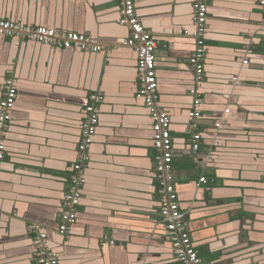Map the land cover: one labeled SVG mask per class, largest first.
I'll return each mask as SVG.
<instances>
[{
    "label": "crops",
    "instance_id": "crops-1",
    "mask_svg": "<svg viewBox=\"0 0 264 264\" xmlns=\"http://www.w3.org/2000/svg\"><path fill=\"white\" fill-rule=\"evenodd\" d=\"M135 2L157 39L158 106L171 119L175 186L193 244L205 264H264L259 0H209L202 81L190 64L195 0ZM120 13L118 0H0V19L104 46L89 53L0 36V102L6 79L18 80L0 163V264H38L33 224L48 235L60 264H181L160 223L153 120L139 95L137 52L123 45L130 31ZM193 90L202 97L199 108ZM93 94L102 96L99 125L77 222L65 238L57 231ZM195 109L197 119L190 116ZM202 176L209 184L198 189Z\"/></svg>",
    "mask_w": 264,
    "mask_h": 264
},
{
    "label": "built area",
    "instance_id": "built-area-1",
    "mask_svg": "<svg viewBox=\"0 0 264 264\" xmlns=\"http://www.w3.org/2000/svg\"><path fill=\"white\" fill-rule=\"evenodd\" d=\"M118 1L121 6L119 24L127 27L130 31V35L123 45L134 48L137 52L139 95L150 110L153 120L155 175L159 180L161 194L160 223L165 225L168 230L175 257L181 264H205L187 230L185 222L187 212L181 209L176 191L171 119L168 113L158 106L157 39L141 23L137 14L135 0ZM259 5L264 12V0H259ZM193 21L196 26V47L190 58V64L198 81H202L204 79V61L207 55L205 34L209 21V0H195ZM261 31L263 32L262 46L264 55V20L261 25ZM0 36L10 37L17 41L38 43L59 50H76L89 53H100L104 50V46L97 40L86 35L47 27L32 28L22 23L3 19H0ZM243 63L248 64V60H244ZM17 83L18 80L15 76H10L6 79L3 88V98L0 102V163L6 158V136L9 123L12 120L11 113L18 98ZM192 93L196 97L194 105L199 108L202 103V97L196 90H193ZM90 101L85 110V120L82 125L78 150L79 155L70 174V187L64 197L63 212L57 231L59 235L65 238L70 235L77 222V211L82 201V189L87 181L85 169L90 162L89 149L93 144L99 125V110L97 106L102 101V96L93 94L90 97ZM190 116L193 119H197L200 117V112L195 109ZM221 126L222 124L217 125L218 128ZM192 129L197 131L198 126L196 123L192 124ZM200 141L201 134L195 132L191 139L192 149L195 152L201 149ZM208 184V179L202 176L197 186L198 189H201ZM1 216L2 214L0 213ZM31 229L35 234L33 245L36 248L35 251H37L38 264H60L58 256L47 246L48 235L42 232L41 227L37 224H33Z\"/></svg>",
    "mask_w": 264,
    "mask_h": 264
}]
</instances>
